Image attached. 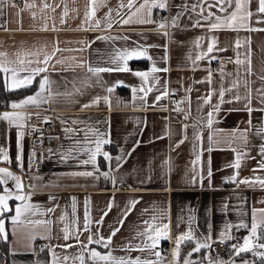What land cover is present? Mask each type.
<instances>
[{
  "label": "crops",
  "instance_id": "obj_1",
  "mask_svg": "<svg viewBox=\"0 0 264 264\" xmlns=\"http://www.w3.org/2000/svg\"><path fill=\"white\" fill-rule=\"evenodd\" d=\"M52 7L43 8L44 3ZM128 0H123L127 4ZM142 3V0H138ZM203 0H168V16L159 17L153 9L152 19L154 21H167L169 36L165 38L160 35L156 23L123 25L113 23V27L108 29L105 20L106 13L112 9L114 21L120 17L116 15L117 10L127 13L128 9H120L121 0H105V4L99 7L96 12V19L101 21L100 28L95 30H84L88 28L84 24L85 13L88 11L89 0H12L4 6H0V53H7L8 60H15L17 54L24 56L27 52L41 51L51 53L54 47L61 51L56 52L49 62V72L47 75L53 82L52 89L54 95L49 103L40 106H29L24 111L31 115V119L26 122L25 136L23 139V156L25 171L21 172L17 167V129L9 127L6 122L0 121V146L10 149L11 164L0 162V167H7L15 174L21 175L25 185V192H31V203L39 206L41 212H46L49 208H55L54 213L46 216H33L31 219H51V239H41L37 236L34 241L35 253L21 251L13 254L12 235L13 225L11 220L6 221V228L9 232L7 250L11 264H50L52 259L47 245L57 246L65 243L76 245L75 239L63 240L61 229L65 223L71 224L73 218H78V225L82 229L84 224L85 200L90 201L88 207L92 218L91 231H97L96 221L103 218V224L99 227V232L104 237H108L114 228L119 231L112 237L109 249L101 248L98 245H91L102 253L112 251L116 257L141 256L142 259L157 258L147 251L126 252L122 249L131 242L133 245L139 244L140 239H136L137 231H142L144 221L148 220L154 213L167 212L171 221V240H162L159 248L162 251L163 245H167V255L162 258V264H175L174 249L176 237L188 228L189 218H193L191 225L196 237H204L211 232L212 239L218 241L219 233L224 230L225 225H237L243 220L251 224L252 209L264 208V188L259 184L255 187H248L238 181L255 177L264 178V169L260 164L264 163L259 154V147L264 144V139L256 135V130L264 126V111L259 109L264 107L259 102L257 89L264 86V81L259 77L264 76V31L249 32L245 30H217L209 32L207 22L201 21L204 27H193L199 18V8L192 11V6L202 3ZM14 4V6H13ZM25 4H35L34 8H25ZM184 5L188 7L185 8ZM138 6V4H137ZM68 9V16L64 17V8ZM207 8V4H204ZM234 7V6H233ZM55 8V11L52 9ZM257 8L256 0H252L250 10L255 13ZM134 10V9H133ZM233 8H229L231 12ZM217 15L218 8L211 9ZM35 13V17H33ZM207 15V12L204 13ZM179 15L176 27L171 26V21ZM124 18H127L126 15ZM61 19L65 22L61 23ZM135 19V17H134ZM257 17H252V26L264 28V24L255 23ZM47 23L48 30L43 31L44 24ZM55 28V30H53ZM110 36L113 39H97V37ZM217 38V48H226V51H214L212 56L232 57L224 70L225 75L221 77L220 71H211L209 66L214 59L199 60L194 66L192 60L203 51H206L210 37ZM123 37H127L124 39ZM198 37H204L200 42V47H196ZM250 38V45L245 43ZM239 39L242 47L235 49V41ZM137 45H156L149 47L148 54L152 60L146 58L133 59L128 62L130 72H106L100 74V79L87 71L89 65L93 67H116L112 63V57L118 50L132 49ZM251 50V66L253 75L246 76L247 65H237L234 63L237 52L240 58L244 59L246 51ZM80 49H83L80 51ZM167 56L165 61L164 57ZM191 57V59L189 58ZM27 59H36L28 56ZM63 60V64L56 63ZM155 61L159 68L167 67L168 72H159L154 75L159 78V84L147 95V107L142 106L143 101L136 99L133 103V88H139L142 84L139 77L133 75L135 71H150L152 62ZM83 64V67H78ZM71 66V67H70ZM239 69L240 88L239 94L245 95L246 89L244 81L250 82L252 89V108L249 115L245 110L246 101L223 103L220 111L215 114L216 122L212 129L204 127L207 113L210 106L204 105L203 97L207 96L210 90L215 89L212 96V104L218 102V92L221 86L229 88L233 80L237 79ZM212 73V83L209 84L206 78ZM231 73V75H227ZM43 75V74H42ZM38 76L35 80V88L32 92L10 101L7 107L0 108V113L10 111V104L19 101L26 96L34 95L39 90ZM123 82L115 87L109 95L107 87H111L116 82ZM204 81V82H200ZM166 86L169 96L162 98L158 103H154L155 97L160 95ZM79 89V91H76ZM191 89L190 92L186 91ZM59 93L60 95H56ZM71 93V95H64ZM236 94V90L226 92L224 99L227 101ZM109 95L111 107L109 108L103 100L98 106L84 108L86 104L97 96ZM137 97L142 93L137 92ZM190 100V104H189ZM184 110L177 113L174 111L177 106ZM188 114V119L184 116ZM51 116L52 122L61 136L48 147L40 150L38 140L31 135L32 121L35 116ZM203 118V119H202ZM251 119V126L249 125ZM80 123L74 124L73 121ZM197 121H201L197 128L193 127ZM187 124V139L183 143L179 141L183 138L182 125ZM73 128L77 135L69 138L64 129ZM89 128L99 129L108 133L111 143L104 145V150L113 157L124 154L125 162L123 166L116 169V161L113 159L111 176L115 178V184L110 178L98 175L93 177H72L69 175L75 171H92V166H81L76 159L67 162L61 161V155L70 148L75 147L77 140L81 145L85 144L84 131ZM247 132V143L240 138V132L249 129ZM202 131V143L195 138V132ZM238 130V131H235ZM235 131V135L233 132ZM217 143H211L209 136ZM179 146L177 147V144ZM211 146V152L207 149ZM51 149V152H49ZM134 149V151H133ZM203 149L199 164H193L197 154ZM247 151L248 155L241 159L239 169L231 167L235 161L236 152ZM35 150V166L30 164L31 152ZM122 150V151H121ZM131 155H126L127 153ZM86 154H79L78 159H85ZM100 172L108 171V166L103 157H98ZM210 162V163H209ZM209 168L211 177H208ZM199 173V174H197ZM195 176V183L192 182ZM236 176L237 182H229V178ZM39 177V179H30ZM203 177V179H201ZM30 183L38 185V190L32 192L28 188ZM8 187L14 188L13 182L9 181ZM2 191V187H0ZM53 197L54 199H50ZM76 199V212L72 211V198ZM138 201L135 207L128 214L121 226L120 221L124 211L128 208L130 201ZM19 203L10 201V206L15 208ZM111 204V210L108 211ZM225 205L228 206L225 210ZM240 210L244 215L240 214ZM67 212V221L61 222L59 218ZM107 212V215L104 213ZM9 217L14 215L7 214ZM165 223L168 220H164ZM179 222V227L177 224ZM210 226V228H209ZM41 235L45 234L43 227L36 229ZM231 235L234 237L228 240L227 254L224 257H215L213 248L211 250H201L198 254H193L192 259L207 264L206 255L210 251L213 260H235V264H242L243 260L255 261L261 264L260 258L252 253H244L235 256L232 245L242 243L243 238L249 235L247 229L232 228ZM89 233L83 232L80 237L87 243ZM37 242L42 246L35 247ZM264 242V240L260 241ZM213 246V245H212ZM44 247V251L40 249ZM194 247L193 243L181 245L180 261ZM57 256L79 255V247L63 249L55 247ZM86 264L88 261L87 254ZM68 264H72L71 261ZM78 264V262H77Z\"/></svg>",
  "mask_w": 264,
  "mask_h": 264
},
{
  "label": "snow or ice",
  "instance_id": "obj_2",
  "mask_svg": "<svg viewBox=\"0 0 264 264\" xmlns=\"http://www.w3.org/2000/svg\"><path fill=\"white\" fill-rule=\"evenodd\" d=\"M12 3V0H0V6L7 5ZM252 0H203L202 3H197L196 5L192 6V11H196L199 8V18L195 21L193 27H204L205 25L201 23V21L207 22V28L209 32H214L217 30H231V31H240L245 30L249 32L255 31H264V28H256L252 26V17L255 15L257 17L255 23L257 24H264V0H256L257 8L255 13L250 10ZM105 0H89L88 4V11L85 13V20L84 24L88 25V28L84 30H95L100 28L101 21L96 19V12L99 7L104 6ZM138 4V6H137ZM204 4H207V8L204 7ZM14 6V4H13ZM234 6V7H233ZM36 7L35 4H25V8H34ZM52 7L48 3L43 4V8H50ZM187 8V5H184ZM213 7L218 8L220 13H227L226 15H217L213 13L211 9ZM128 9V12L122 13L121 11L117 10L116 15L120 17L118 21H114L112 17V9H109V12L105 15V20L107 21L106 27L108 29L113 27V23H121L123 25H131L133 23L136 24H151L156 23L157 29L156 31L159 32L160 35L168 38L169 34L167 31H163L169 27L167 21H154L152 19V11L153 9H159L166 11L168 9V0H142V3H139L138 0H128L127 4L123 3L121 0L120 9ZM229 8H233L231 12H228ZM134 9V10H133ZM55 11V8L52 9ZM207 12V15L204 13ZM126 15L127 18H124ZM63 16H68V9L67 7L64 8ZM33 17H35V13H33ZM135 17V19H134ZM179 19V15L174 17L171 21V26L176 27L177 21ZM65 21L61 19V23ZM43 31L48 30L47 23L44 24ZM55 30V28H53ZM127 39V37H123ZM97 39H113L110 36H103L97 37ZM204 39V37H198L195 44L196 47H200V42ZM217 38L215 36L210 37V41L206 48V51L200 52L195 60H192L193 65H196V62L199 60L208 59L211 62L212 59H216L215 56H212L214 51H226V48L220 49L217 48ZM245 43H251L250 38L246 39ZM149 47H157L156 45H148L147 47L143 45H137L135 48L132 49H123L118 50L117 53L112 57V63L116 65V67H93L91 65L88 66L87 71L91 73L93 76H96L98 80L100 79L101 73L106 72H130L132 71L129 66L128 62L133 59H141L146 58L148 60H152V57L148 54ZM235 49H239L242 47V43L239 39L235 41L234 45ZM83 49H80L82 51ZM61 51L58 47H54L51 53L44 52L43 59H41V51L38 50L36 52H27L24 56H20L17 54V58L15 60H8L7 53H0V74H2L3 84L6 90L8 91H16L21 89L30 88L36 78L39 76V90L35 92L34 95L26 96L22 100L14 101L10 104V111H4L0 113V121H4L7 123L9 127H15L17 129V156H16V163L17 167L20 169L21 172L25 171L24 168V156H23V139L25 136V127L26 122L31 119V115L26 113L24 110L27 109L29 106H40L44 103H49L52 96L54 95L52 84L53 82L49 79L47 73L49 72V62L53 59L56 52ZM28 56H34L36 59H27ZM191 59V57H189ZM165 61L167 60V56L164 57ZM56 63L63 64V60H57ZM237 65H247L245 70L246 76L253 75L252 66H251V50L250 48L246 51L244 59L240 58V53L237 52L236 59L234 61ZM78 67H83V64H78ZM71 67V66H70ZM168 72L169 69L159 68L156 66L155 61L152 62V67L150 71H135L132 74L139 77L142 84L139 88H133V103L138 98L143 101L144 107H147L146 97L147 95L153 90V87L156 84H159V78L156 77L154 74L159 72ZM43 74V75H42ZM220 75L223 77L225 75L223 66L220 69ZM227 75H231L228 73ZM261 81H264V76L259 77ZM209 84L212 83V73L209 71V75L206 78ZM201 83L204 81H200ZM123 82H116L111 87L106 88V92L110 95L115 87L119 86ZM244 87L247 90L245 95L239 94L240 88V78H239V69L237 70V79L233 80L231 86L229 88H224L221 86L218 92V102L216 104H212V96L217 94L215 89L210 90L209 94L203 97L204 105L210 106V110L207 113L206 121H204V127L208 129H212L213 124L216 122L215 114L220 111V106L223 103H233V102H240L246 101L245 103V110L251 115L252 111L254 110L251 106L252 104V89L250 87V82L245 79ZM236 90V94L232 96L229 100H225V93L232 92ZM76 91H79L77 89ZM186 91L190 92L191 89H187ZM258 93L259 102L264 105V86L256 90ZM137 92L142 93L139 97L135 94ZM56 95H60L56 93ZM64 95H71V93H64ZM109 95H105L103 97L97 96L95 97L90 104H86L83 107L88 108L92 106H98L103 100V102L111 107ZM169 96V92L164 87V90L155 97L154 103H158L162 98H166ZM180 103H184V101L177 102V106L175 107L174 111L177 113L183 112L184 110L179 106ZM190 104V100H189ZM260 111H264V107L259 109ZM184 119H188V114H185ZM203 119V118H202ZM44 122H48V118H44ZM74 124L80 123L79 121H73ZM201 121H197L196 124H193L194 128H197V125L200 124ZM249 125L251 126V119H249ZM187 128L188 125H182L183 130V138L179 141V143H183L185 139H187ZM36 129L34 126L32 127V131L35 132ZM250 130L245 129L240 132V138L247 143V132ZM66 135L71 138V136L77 135V132L73 128H65L64 129ZM238 131V130H235ZM235 131L233 135H235ZM256 135L261 136L264 139V126L256 130ZM195 138L198 142L202 143L203 135L201 130H197L195 132ZM84 141L85 144L81 145V141L77 140L75 142V147L70 148L66 153L61 155V161L67 162L69 160L76 159L78 164L81 166H92V171H75L69 173L72 177H93L98 178V175H103L106 179L110 178L112 183L115 184V178L111 176V172L113 171L112 168V161L115 159L116 161V169L123 166L125 162V155H119L113 157L109 152L104 150V145L111 143V140L108 138V133L101 132L99 129H92L89 128L87 131H84ZM209 141L211 143H217L212 139V136H209ZM177 144V147L179 146ZM213 149L211 146L207 149V151L211 152ZM236 152L235 161L231 167L235 169H239L241 159L243 156H247L248 152H237L236 149H232ZM122 151V150H121ZM134 151V149H133ZM51 152V149H49ZM203 149H201L200 153L197 154L195 161L193 164H199L201 161ZM86 154L85 159H78L79 154ZM259 154L264 160V144H261L259 147ZM126 155H131V153H127ZM98 157H103L104 161L108 166V171L100 172L99 169V162ZM36 161V152L33 150L31 152L30 157V164L35 166ZM0 162H4L7 164L12 163V159L10 156V149L6 146H0ZM210 163V162H209ZM260 168L264 169V163L260 164ZM199 174V173H197ZM212 175L211 169L209 168L208 177L210 178ZM30 179H39V177H30ZM203 179V177H201ZM9 181L13 182L14 188L8 187ZM195 183V176L192 180ZM229 182H237L236 176L229 178ZM240 184H245L248 187H255L256 184H259L261 188H264V178L255 177L252 180L244 179L238 181ZM0 187H2V191H0V240L8 242L9 232L6 228V221L11 220L13 225L12 228V235L15 237L13 241L14 247L12 248L13 254H16L21 251L25 252H33L35 253L34 248V241L36 240L37 236L41 239H51V226L53 221L51 219H31L30 217L33 216H46L50 213L55 212V208H49L46 212H41L39 210V206L36 204L31 203V192H25V185L23 183V178L21 175L15 174L9 170L7 167H0ZM28 188L32 190V192L38 190V185L34 183H30ZM50 199H54L50 197ZM17 201L19 203L16 204L15 208L13 209L10 206V201ZM90 201L88 199L85 200V210H84V224L83 228L81 229L78 225V218H73L71 224L65 223L64 227L61 229L63 233V240L68 241L69 239H75L76 245L65 243L63 245H47L45 247L51 253L52 259L50 264H68L69 261L72 264H86V256L88 261L91 264H162L161 259V252L157 250L162 240H171V221L168 219L167 212H159L154 213L148 220H145L144 228L142 231H137L136 239H140L139 244L133 245L129 242L127 245L124 246L122 249L126 252L138 251L140 253H144L147 251L150 255H154L157 259H142L141 256H136L135 258L131 256H123V257H116L112 254V251H107L106 253H102L98 251L96 248L91 247V245H98L101 248L109 249L112 243V237L116 235L119 231V228H114L110 235L106 238L99 232V227L103 224V218L97 220L95 223L97 225V231L93 233L91 231V225L93 223L89 205ZM138 201H130L128 208L124 211L120 221L118 222L121 226L123 225L124 220L127 218L128 214L131 210L135 207V204ZM264 203V201H261ZM72 211L73 213L76 212V199L75 197L72 198ZM225 210H227L228 206L225 205ZM111 210V204L109 205L108 211ZM14 211V215L8 216V213H12ZM240 214L244 215L243 211L240 210ZM107 215V212L104 213ZM68 214L67 212L63 213L59 220L61 222L67 221ZM164 220H168L167 223ZM193 218H189L188 220V228L187 231L180 233L175 239V249H174V258L175 264H181L180 261V252H181V245L187 243H193L194 247L190 252L187 253L186 257L183 260V264H202L201 261L193 260V254H198L201 250H211L212 245L216 242L225 243L228 240L234 239L231 235L230 230L232 228H243L247 229L249 235L243 238L242 243L233 244L231 247L234 251L235 256H241L244 253H252L254 256L259 257L261 264H264V242H260L264 240V208L252 209V220L251 224L241 222L237 225L227 224L225 225L224 230L219 233L218 241H214L211 236V232L204 237H196L194 231L191 227L193 223ZM38 227H43L44 233L41 235L36 231ZM179 227V222L177 224ZM210 228V226H209ZM83 232H88L89 235L87 237V243L82 241L80 237L83 235ZM55 247H61L63 249H71L73 247H79V255H64L63 257L57 256L55 252ZM44 247L40 249V251H44ZM207 264H235V260H213L210 251L206 255ZM39 264V261L36 262ZM242 264H255V261L243 260Z\"/></svg>",
  "mask_w": 264,
  "mask_h": 264
},
{
  "label": "built area",
  "instance_id": "obj_3",
  "mask_svg": "<svg viewBox=\"0 0 264 264\" xmlns=\"http://www.w3.org/2000/svg\"><path fill=\"white\" fill-rule=\"evenodd\" d=\"M157 16L163 17L168 16L167 12H163L162 10H157L156 12ZM232 62V57H218L213 60L211 65L209 66V69L211 71H220L221 67L223 66V69H226L227 65ZM48 118V122H44V118ZM35 127L38 129L37 131L33 132L32 127ZM32 127H31V135L34 139L38 140V146L40 147V150L48 147L51 143H53L56 139H58L61 136V133L59 130H57L55 124L52 122L51 116H35L32 121ZM42 246L41 242H37L35 244L36 248H39ZM213 253L215 257H224L227 254V243H219L216 242L212 246ZM168 247L167 245H163L162 251H161V259L167 255Z\"/></svg>",
  "mask_w": 264,
  "mask_h": 264
},
{
  "label": "trees",
  "instance_id": "obj_4",
  "mask_svg": "<svg viewBox=\"0 0 264 264\" xmlns=\"http://www.w3.org/2000/svg\"><path fill=\"white\" fill-rule=\"evenodd\" d=\"M35 84L36 82L34 81L30 88L8 91L4 87L2 74H0V108L7 107L11 100L32 92L35 88ZM0 264H11L8 258L7 244L3 240H0Z\"/></svg>",
  "mask_w": 264,
  "mask_h": 264
}]
</instances>
